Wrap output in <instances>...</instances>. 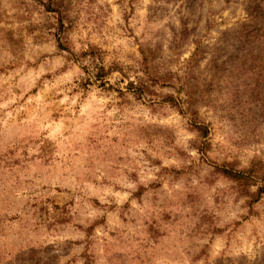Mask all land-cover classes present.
<instances>
[{
    "label": "rangeland",
    "instance_id": "1",
    "mask_svg": "<svg viewBox=\"0 0 264 264\" xmlns=\"http://www.w3.org/2000/svg\"><path fill=\"white\" fill-rule=\"evenodd\" d=\"M0 264H264V0H0Z\"/></svg>",
    "mask_w": 264,
    "mask_h": 264
},
{
    "label": "trees",
    "instance_id": "2",
    "mask_svg": "<svg viewBox=\"0 0 264 264\" xmlns=\"http://www.w3.org/2000/svg\"><path fill=\"white\" fill-rule=\"evenodd\" d=\"M223 173L228 178L242 182L241 186L244 189H248L251 186V184L253 183L252 177H254V176L251 175L252 172H250V171H247V174H245V173H241V172H233L230 170H224Z\"/></svg>",
    "mask_w": 264,
    "mask_h": 264
}]
</instances>
